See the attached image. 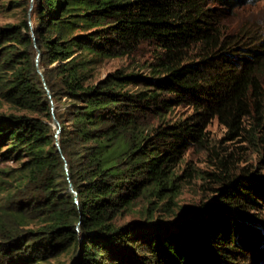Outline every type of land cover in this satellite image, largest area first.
Here are the masks:
<instances>
[{
	"label": "trees",
	"instance_id": "16d2710c",
	"mask_svg": "<svg viewBox=\"0 0 264 264\" xmlns=\"http://www.w3.org/2000/svg\"><path fill=\"white\" fill-rule=\"evenodd\" d=\"M205 1L33 0L32 26L0 24V99L22 111L0 113V161L18 162L14 192L0 175V264L69 247L72 264H264V176L246 168L206 172L214 195L170 218L117 222L177 190L174 167L211 119L264 145V35L219 19L248 0ZM141 43L155 47L148 73L91 74ZM182 104L192 112L167 116Z\"/></svg>",
	"mask_w": 264,
	"mask_h": 264
},
{
	"label": "rangeland",
	"instance_id": "374dc122",
	"mask_svg": "<svg viewBox=\"0 0 264 264\" xmlns=\"http://www.w3.org/2000/svg\"><path fill=\"white\" fill-rule=\"evenodd\" d=\"M32 6L33 0H0V24H15L25 18L30 20ZM218 6L221 4L216 0L205 1V7ZM222 18L219 17L227 26L248 28L254 32V37L264 35V0H248L233 7L232 13ZM30 23L32 26L31 20ZM154 49L152 44L141 43L131 53L102 59L93 65L90 70L91 74L95 79H101L116 69L148 73V63L153 59ZM36 60H38V54ZM39 69L42 70V68ZM11 112L21 113L22 111L15 110L0 99V113ZM191 112L190 106L182 104L173 106L167 116L172 119L183 118ZM205 131L207 139L205 145H188L181 160L174 167L173 177L174 184L178 186L177 190L162 198L151 194L139 196L130 208L117 218V222L123 223L146 218L167 219L183 206L197 205L207 201L214 195L220 182L215 181L206 172H219L221 175L229 174V177H234L243 172V168H246L264 176V145L250 144L241 138L227 139L225 128L216 119L208 121ZM227 155L230 156V161L226 171L221 172L219 158ZM16 166H18V162L0 161V170L6 172V174H0L6 180L4 186L13 192L18 183L14 171ZM5 194L6 192H0V204L4 201ZM257 215L261 223L253 225L258 226L264 235V209L257 211ZM260 247H264V244ZM73 252L74 249L69 247L49 257L41 264H72Z\"/></svg>",
	"mask_w": 264,
	"mask_h": 264
},
{
	"label": "water",
	"instance_id": "95a60500",
	"mask_svg": "<svg viewBox=\"0 0 264 264\" xmlns=\"http://www.w3.org/2000/svg\"><path fill=\"white\" fill-rule=\"evenodd\" d=\"M39 73L41 74L42 80L45 82L44 77H43V74H42V71L40 69H39ZM54 121H55V123L57 125V128H56V136H57L58 133H59V131H60V126H59L58 121H57L56 118H54ZM56 144L58 146V149L60 150L59 142L57 141ZM70 188H71V190H73L72 185H70Z\"/></svg>",
	"mask_w": 264,
	"mask_h": 264
}]
</instances>
